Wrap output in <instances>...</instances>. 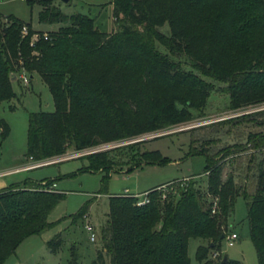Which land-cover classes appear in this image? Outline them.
Masks as SVG:
<instances>
[{"label": "trees", "instance_id": "16d2710c", "mask_svg": "<svg viewBox=\"0 0 264 264\" xmlns=\"http://www.w3.org/2000/svg\"><path fill=\"white\" fill-rule=\"evenodd\" d=\"M24 1L40 7V22L65 18L57 0ZM112 16L115 32H102L90 17L77 13L69 16V26L47 39L34 38L32 45L36 32L29 23L13 16L0 21V102L15 97L11 78L21 71L30 79L38 74L53 98V111L29 114L26 157L32 161L60 156L69 145L81 150L130 140L191 120V109L200 110L214 89L200 75L224 83L233 108L264 101V0H112ZM157 42L170 56L157 49ZM181 57L191 70L181 66ZM250 118L264 125V112ZM219 125L211 126L217 127L213 133ZM0 129L5 137L8 127L2 120ZM246 139L248 146L236 145L235 151L224 145L212 152L202 148L211 138L193 139L200 146L194 150L205 154L206 194L217 199L214 213L212 200L199 194L194 180L181 182L175 192L160 190L164 183L152 187L146 191L149 201L140 205L130 193L109 195L91 264H191L190 238L202 239L198 264H242L228 257L222 262L223 255L214 262L209 256L220 250L238 196L246 202L257 263L264 264V132H249ZM145 141L91 152L80 170L101 173L105 193L110 172L129 173L157 161L156 153L131 154ZM248 148L254 152L242 155ZM225 163L230 165L226 172ZM115 165L127 168L112 171ZM53 185L48 179H25L0 190V264L25 238L53 224L48 214L65 198ZM88 207L89 202L73 221L82 219ZM61 241L60 234L48 241L51 252ZM69 264H79L75 253Z\"/></svg>", "mask_w": 264, "mask_h": 264}, {"label": "rangeland", "instance_id": "374dc122", "mask_svg": "<svg viewBox=\"0 0 264 264\" xmlns=\"http://www.w3.org/2000/svg\"><path fill=\"white\" fill-rule=\"evenodd\" d=\"M55 4L65 18L49 24L38 20L40 10L38 5L31 7L24 0H0V21L5 22L7 16H13L24 23H29L36 32L32 39L44 34L49 36L61 27L69 26L71 24L69 16L77 13L90 17L94 26L102 32L112 33L117 30L116 21L112 16V0H68L66 3L57 0ZM161 30L167 33V25ZM156 47L170 56L163 45L157 42ZM180 60L184 69H192L185 58L181 57ZM200 76L211 82L214 89L200 110L191 109V120L130 140L112 141L81 150L69 145L64 154L52 157L58 161L42 166L36 165L44 160L37 162L26 157L28 120L32 112L54 110L52 95L38 74H34L27 84L18 78L12 81L11 88L15 97L0 102V121L5 122L8 127L5 137L2 136L0 129V190L5 185L21 183L25 179L34 182L48 179L56 184L54 189L65 193V198L48 214V221L53 224L25 238L4 264H69L72 253L76 254L79 264H91L96 257V250L100 247L98 234L108 212V197L112 194L140 193L163 183L158 187L160 190L175 192L181 188V182L194 180L198 185L199 194L206 200L217 203V199L206 194L207 176L203 171L205 154L194 150L195 146L197 150L200 146L198 147V143L195 145L193 139L195 136L201 141L211 138V142L204 141L202 144V148L208 152L220 149L224 145H232V151L236 150V145L248 146L246 137L249 132H264V125L257 126L250 115L264 110L247 112L262 102L246 107H231L229 95L225 90L226 85ZM224 120L228 123H223ZM216 122L221 125L215 134L212 130L217 127L211 129V126ZM158 133H163V137L152 140L151 137ZM138 138L147 139L138 147V152L136 147L133 148L132 155L147 151L156 153L159 158L157 157L156 162L143 164L129 173L110 172L111 178L108 180L105 193L100 190L101 173L80 170L86 163L83 159L85 155L132 143ZM252 152L253 149L248 148L241 154ZM230 158L226 157L224 160ZM229 166L227 163L224 164L225 172ZM126 168L127 165H115L111 170L124 171ZM138 195L142 196V193ZM88 202L89 207L85 216L73 221L74 214ZM86 224H90L94 229L93 241L89 239ZM223 230L236 232L238 238L232 246H228L222 239L220 250L218 249L213 256L209 255L214 262L220 256L227 255L228 258L238 260L242 264H258L249 233L246 202L242 196L235 199L234 210L228 216L227 225ZM56 234L61 236V245L55 252H51L47 243ZM201 243L200 238L189 239L188 256L191 264H198L196 249Z\"/></svg>", "mask_w": 264, "mask_h": 264}, {"label": "built area", "instance_id": "2783aa9c", "mask_svg": "<svg viewBox=\"0 0 264 264\" xmlns=\"http://www.w3.org/2000/svg\"><path fill=\"white\" fill-rule=\"evenodd\" d=\"M27 34V28L25 26L22 27V35L25 36ZM43 38L44 39H47L48 38V35L47 34H44L43 35ZM31 45L33 44V39L31 40ZM23 73L22 74H18L17 75V78L19 80H22L25 84L28 83V81L30 80L28 74L25 72V71H22ZM254 104H250V105H247V106H252ZM246 107V106H244ZM259 110H264V102L260 103V104H257L254 108H251V109H248L247 112L250 113V112H254V111H259ZM58 160H54V159H47V160H44L42 161L41 163L37 164L36 166H42V165H47V164H50V163H54ZM127 193V192H125ZM136 197H138V200H137V205H140V204H144V203H147L149 201L148 199V196H147V192L143 193L142 196L141 195H136V194H132ZM216 206H217V203L216 201L212 203V213L215 212V209H216ZM85 229L86 231L88 232L89 234V239L91 241L94 240L95 238V233H94V229L93 227L90 225V224H86L85 225ZM223 239L226 241L227 245L228 246H232L236 239L238 238L236 232L234 231H224V234H223Z\"/></svg>", "mask_w": 264, "mask_h": 264}, {"label": "water", "instance_id": "95a60500", "mask_svg": "<svg viewBox=\"0 0 264 264\" xmlns=\"http://www.w3.org/2000/svg\"><path fill=\"white\" fill-rule=\"evenodd\" d=\"M62 2H64V3H66L68 0H61ZM30 77H32V76H30ZM16 76H13L12 78H11V81H14V80H16ZM162 135H164L163 133H158V134H155L154 136H152L151 138H154V137H158V136H162ZM147 138H138V139H136V140H134V141H132V142H137V141H143V140H146ZM223 235H221V238L223 239ZM227 260V255H223V258H222V262H224V261H226Z\"/></svg>", "mask_w": 264, "mask_h": 264}, {"label": "crops", "instance_id": "0c3cea01", "mask_svg": "<svg viewBox=\"0 0 264 264\" xmlns=\"http://www.w3.org/2000/svg\"><path fill=\"white\" fill-rule=\"evenodd\" d=\"M55 185H56V184L54 183L53 188H55ZM5 186H7V185H5ZM5 186H4V187H5ZM4 187H2V188H4ZM55 190H56V189H55ZM147 190H148V189H147ZM147 190H145V191H143V192H140V193L136 192V193H133V194H136V195L141 194V193L143 194V193H145ZM4 263H5V262H4ZM4 263H3V264H4ZM18 264H20V263H18Z\"/></svg>", "mask_w": 264, "mask_h": 264}]
</instances>
